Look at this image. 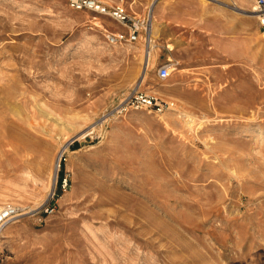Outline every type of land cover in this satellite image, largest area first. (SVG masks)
Here are the masks:
<instances>
[{
    "label": "rangeland",
    "instance_id": "rangeland-1",
    "mask_svg": "<svg viewBox=\"0 0 264 264\" xmlns=\"http://www.w3.org/2000/svg\"><path fill=\"white\" fill-rule=\"evenodd\" d=\"M99 1L153 24L139 86L147 48L108 17L0 0V207L25 214L0 264H264L253 0ZM136 88L166 106L118 114Z\"/></svg>",
    "mask_w": 264,
    "mask_h": 264
},
{
    "label": "built area",
    "instance_id": "built-area-1",
    "mask_svg": "<svg viewBox=\"0 0 264 264\" xmlns=\"http://www.w3.org/2000/svg\"><path fill=\"white\" fill-rule=\"evenodd\" d=\"M259 23V32L264 37V0H253ZM69 7L74 11H89L100 16L108 17L111 21L121 26L123 31L104 33L108 45L134 44L143 41L147 50L151 47V24L149 17L141 18L128 13L123 7L104 4L99 0H69ZM158 77L162 80L169 77V67L162 65L158 70ZM166 106L159 98L138 89H133L123 99L117 109L121 114L126 111L154 109L161 111ZM65 180V179H64ZM63 186V185H62ZM20 216V209L11 204L0 207V236L3 229ZM1 252V251H0Z\"/></svg>",
    "mask_w": 264,
    "mask_h": 264
},
{
    "label": "bare ground",
    "instance_id": "bare-ground-1",
    "mask_svg": "<svg viewBox=\"0 0 264 264\" xmlns=\"http://www.w3.org/2000/svg\"><path fill=\"white\" fill-rule=\"evenodd\" d=\"M250 13H252V14H255V16L254 17H256L257 18V15H256V9H255V7L253 8V10H251V12ZM150 23H151V31H152V26H153V24H152V22H151V20H150ZM258 30V29H257ZM154 31V30H153ZM259 31V30H258ZM152 36V35H151ZM151 50H152V46L150 47L149 46V48H148V50L145 52V57H144V62H143V67H142V70H141V72H140V80H139V82H138V84L136 85V86H139L140 85V82H143L144 81V79H145V75H146V71H147V69H148V66H149V60H150V56H151ZM138 88V87H137ZM136 88V89H137ZM24 214V213H23ZM23 214H20V215H23ZM25 215V214H24Z\"/></svg>",
    "mask_w": 264,
    "mask_h": 264
}]
</instances>
